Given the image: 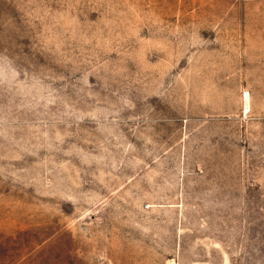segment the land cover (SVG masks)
<instances>
[{
  "label": "rangeland",
  "instance_id": "374dc122",
  "mask_svg": "<svg viewBox=\"0 0 264 264\" xmlns=\"http://www.w3.org/2000/svg\"><path fill=\"white\" fill-rule=\"evenodd\" d=\"M0 264H264V0H0Z\"/></svg>",
  "mask_w": 264,
  "mask_h": 264
},
{
  "label": "bare ground",
  "instance_id": "6f19581e",
  "mask_svg": "<svg viewBox=\"0 0 264 264\" xmlns=\"http://www.w3.org/2000/svg\"><path fill=\"white\" fill-rule=\"evenodd\" d=\"M243 107L247 110L248 109V101H249V97L248 94L245 92V94L243 95Z\"/></svg>",
  "mask_w": 264,
  "mask_h": 264
}]
</instances>
